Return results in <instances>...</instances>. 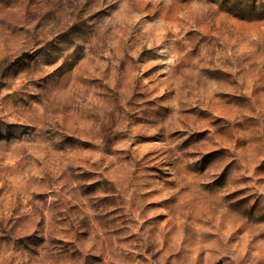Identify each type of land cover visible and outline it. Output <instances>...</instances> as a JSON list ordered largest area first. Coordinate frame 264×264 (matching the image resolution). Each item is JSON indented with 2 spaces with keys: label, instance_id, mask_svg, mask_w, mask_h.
I'll return each mask as SVG.
<instances>
[{
  "label": "rangeland",
  "instance_id": "rangeland-1",
  "mask_svg": "<svg viewBox=\"0 0 264 264\" xmlns=\"http://www.w3.org/2000/svg\"><path fill=\"white\" fill-rule=\"evenodd\" d=\"M0 264H264V0H0Z\"/></svg>",
  "mask_w": 264,
  "mask_h": 264
}]
</instances>
